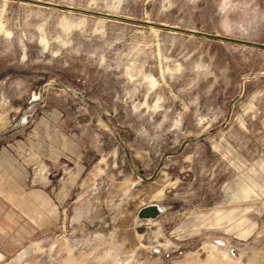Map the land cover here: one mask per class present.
<instances>
[{"label": "rangeland", "instance_id": "obj_1", "mask_svg": "<svg viewBox=\"0 0 264 264\" xmlns=\"http://www.w3.org/2000/svg\"><path fill=\"white\" fill-rule=\"evenodd\" d=\"M34 1L264 45V0ZM0 264H264V49L0 0Z\"/></svg>", "mask_w": 264, "mask_h": 264}, {"label": "water", "instance_id": "obj_2", "mask_svg": "<svg viewBox=\"0 0 264 264\" xmlns=\"http://www.w3.org/2000/svg\"><path fill=\"white\" fill-rule=\"evenodd\" d=\"M11 1H18L21 3L38 5V6L52 8V9H56V10L66 11V12L87 14V15H91V16H95V17H100L103 19L116 20V21H121V22H126V23L146 26V27H151V28L158 29V30L179 32L181 34L190 35V36H194V37H201V38H205V39L213 40V41H219V42H225V43H231V44H236V45L258 48V49H264V45H260V44H254V43H249L246 41H240V40H235V39H231V38H226V37H221V36L211 35V34H206V33H199V32H195V31L180 30V29H175V28L168 27V26L151 24L149 22H139V21L129 20V19H125V18L111 16V15L106 14V13L89 12V11H85V10H81V9H77V8L64 7V6H59L56 4L34 1V0H11ZM160 213H161V211H160L158 206L151 205V206H147L145 208L140 209L138 214H137V217L140 220H155L160 215Z\"/></svg>", "mask_w": 264, "mask_h": 264}]
</instances>
